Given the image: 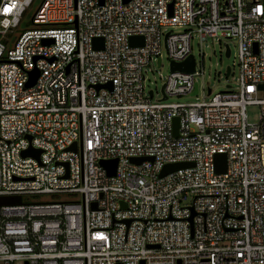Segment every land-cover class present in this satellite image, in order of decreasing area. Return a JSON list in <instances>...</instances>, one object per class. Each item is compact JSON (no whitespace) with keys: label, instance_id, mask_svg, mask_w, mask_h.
<instances>
[{"label":"built area","instance_id":"2783aa9c","mask_svg":"<svg viewBox=\"0 0 264 264\" xmlns=\"http://www.w3.org/2000/svg\"><path fill=\"white\" fill-rule=\"evenodd\" d=\"M37 1L0 0V264H264V0ZM194 36L236 42V88L169 102L200 92ZM163 52L195 64L158 93Z\"/></svg>","mask_w":264,"mask_h":264},{"label":"rangeland","instance_id":"374dc122","mask_svg":"<svg viewBox=\"0 0 264 264\" xmlns=\"http://www.w3.org/2000/svg\"><path fill=\"white\" fill-rule=\"evenodd\" d=\"M42 0H38L33 6V10L36 11L37 7ZM230 45L232 50V58H227L224 54V46ZM235 41H223L212 38H207L205 41H200L198 36H194L192 40V55L195 57L196 66L198 70H202L203 74L196 78V82L199 87V94L197 96H182L170 98L169 102L172 103H195L201 102L209 98L207 96V89L209 88L213 94L226 91L227 86L236 88L235 78L237 75V68H233V76H227V67H232L234 56L236 53ZM146 82L145 86L148 89L154 90L160 93L163 86L164 78L170 73V61L166 59L165 52L162 53V67L158 68L154 62L153 65L145 70ZM159 95L155 99H159ZM246 113L248 115L249 123H257L259 116L258 107H247ZM27 198H25L26 200Z\"/></svg>","mask_w":264,"mask_h":264},{"label":"water","instance_id":"95a60500","mask_svg":"<svg viewBox=\"0 0 264 264\" xmlns=\"http://www.w3.org/2000/svg\"><path fill=\"white\" fill-rule=\"evenodd\" d=\"M128 0H124V2H127ZM100 3H102V0H100ZM53 41H44L45 44L52 43ZM130 46L135 47V46H142L143 45V39L142 37H132L129 39ZM93 48L94 49H102L103 48V41L102 39H94L93 41ZM225 56L228 58L229 57V50L226 48ZM160 61H158L159 63ZM194 58L193 56H190L187 60L181 63H170V72H182V73H187V74H192L194 72ZM230 69L227 68V76L229 75ZM31 81L28 83V86L34 85L36 78L38 77L37 72H32L31 73ZM101 87H105L107 89H111V85H106V86H97V89H100ZM163 89V88H162ZM197 93V87L195 88L193 95H196ZM151 95V93H150ZM166 97H164V100ZM173 134L175 137L178 136V120L174 119L173 120ZM69 151L76 152L77 151V144H73L72 147L68 149ZM40 151L39 150H34L29 148L28 150L24 151L22 153V157H33L35 159H39ZM142 160H137L134 159L132 160V163H140ZM101 166L106 170L107 175L109 176H114L115 169H116V160L112 161H107V162H101ZM187 164H175V165H168L165 166L160 173V177L165 176L166 174H169L173 171H176L182 167H186ZM226 171V158L224 155H217L215 157V172L216 174H223ZM20 204V198L19 197H0V206L2 205H16Z\"/></svg>","mask_w":264,"mask_h":264},{"label":"trees","instance_id":"16d2710c","mask_svg":"<svg viewBox=\"0 0 264 264\" xmlns=\"http://www.w3.org/2000/svg\"><path fill=\"white\" fill-rule=\"evenodd\" d=\"M29 26H30V24L28 22H26V23L22 24L21 29H25L26 27H29Z\"/></svg>","mask_w":264,"mask_h":264}]
</instances>
